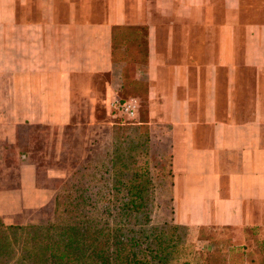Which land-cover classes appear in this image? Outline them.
Returning <instances> with one entry per match:
<instances>
[{"label":"crops","instance_id":"0c3cea01","mask_svg":"<svg viewBox=\"0 0 264 264\" xmlns=\"http://www.w3.org/2000/svg\"><path fill=\"white\" fill-rule=\"evenodd\" d=\"M116 26L134 28L143 56L134 70L147 111L137 123L169 142L173 222L232 228L231 248L242 229L262 242L264 0H0V140L18 160L1 179L0 216L49 203L22 140L35 127L76 124L71 107L94 103L95 74H108L100 101L109 116L121 81Z\"/></svg>","mask_w":264,"mask_h":264},{"label":"trees","instance_id":"16d2710c","mask_svg":"<svg viewBox=\"0 0 264 264\" xmlns=\"http://www.w3.org/2000/svg\"><path fill=\"white\" fill-rule=\"evenodd\" d=\"M133 32L116 26L111 34L118 89L126 97L120 102L137 94L146 101V81L134 70L142 59ZM133 124H114L107 148L92 151L64 179L47 221L0 219V264H171L188 227L172 218L154 223L150 215L158 184L170 185V152L166 159L154 153L148 125ZM258 248L264 257V240Z\"/></svg>","mask_w":264,"mask_h":264},{"label":"rangeland","instance_id":"374dc122","mask_svg":"<svg viewBox=\"0 0 264 264\" xmlns=\"http://www.w3.org/2000/svg\"><path fill=\"white\" fill-rule=\"evenodd\" d=\"M99 13L103 14L102 7ZM140 50V49H139ZM143 59V56H141ZM142 74L138 72V74ZM108 78V74H95L91 77L95 90V101L73 102L71 111L76 115V124L57 132L54 128L43 130L35 127L34 133L22 142L28 146L27 162L36 167V184L39 187L49 188L51 195L58 189L59 185L66 179L76 166L83 162L84 158L92 154V151L101 152L106 149L112 134V126L120 124H138L147 111V103L137 95L138 107L134 118L128 119L118 111H112L109 116L105 115L104 104L100 101L102 81ZM118 89L116 99L126 98ZM90 110V111H89ZM89 111L91 118L89 123H77ZM133 124V125H135ZM152 131V125H148ZM29 142V143H28ZM150 148L155 153L162 152L165 155L170 152L169 142L164 136L157 138L154 130L149 133ZM163 155V156H164ZM164 161V160H163ZM166 161V160H165ZM18 160L16 150L5 141L0 140V189L5 184L1 181L3 174L7 172L10 176L13 168H16ZM8 168V169H7ZM61 174L60 177L46 178L45 174ZM169 184L162 181L156 188V197L153 199L151 219L154 223L172 218L171 198ZM52 198L49 203L29 209L15 215H3L0 219L6 224H41L51 217ZM242 229L243 244L231 248V239L235 237V230L223 227H188L184 242L178 249L171 264H264V257L258 248V243L249 231ZM226 258H225V256Z\"/></svg>","mask_w":264,"mask_h":264},{"label":"built area","instance_id":"2783aa9c","mask_svg":"<svg viewBox=\"0 0 264 264\" xmlns=\"http://www.w3.org/2000/svg\"><path fill=\"white\" fill-rule=\"evenodd\" d=\"M138 104V99L136 97H129L122 102L113 98L107 102V107L109 113L113 110H117L122 116L131 119L136 115Z\"/></svg>","mask_w":264,"mask_h":264}]
</instances>
